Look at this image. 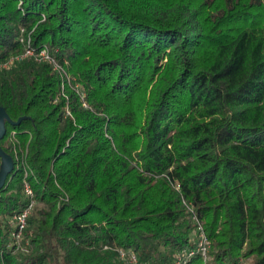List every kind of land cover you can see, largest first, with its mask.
<instances>
[{
	"label": "trees",
	"instance_id": "obj_1",
	"mask_svg": "<svg viewBox=\"0 0 264 264\" xmlns=\"http://www.w3.org/2000/svg\"><path fill=\"white\" fill-rule=\"evenodd\" d=\"M0 107V264H264V0H0Z\"/></svg>",
	"mask_w": 264,
	"mask_h": 264
},
{
	"label": "built area",
	"instance_id": "obj_2",
	"mask_svg": "<svg viewBox=\"0 0 264 264\" xmlns=\"http://www.w3.org/2000/svg\"><path fill=\"white\" fill-rule=\"evenodd\" d=\"M19 42L24 44V51L23 53L17 57V59L21 57H31L36 62L45 61L52 65L53 69L59 72L63 77H66L67 80H69V77L67 75V72L63 68L61 64L58 63L56 58L51 55L50 51L46 47H41L38 49H35L31 44V37L29 34H25L24 29L20 28L19 35H18ZM13 59H11L8 63H4L3 66L8 65L10 62H12ZM24 191L26 196L29 199V202L22 211L16 213L13 216V219L15 221V231L13 232V237L15 238V242L17 244L20 242V239L22 237V232L26 226L27 217L34 205L33 200V192L29 185L27 183L24 184ZM198 231H199V239L198 244L196 247V251L199 252L201 255H203L206 258L207 250H208V241L204 234V231L202 229V226L198 225ZM194 254V251H185L182 255H180L177 260L173 264H185L188 257ZM129 262L130 264H140L137 261V258L134 254L129 255Z\"/></svg>",
	"mask_w": 264,
	"mask_h": 264
},
{
	"label": "water",
	"instance_id": "obj_3",
	"mask_svg": "<svg viewBox=\"0 0 264 264\" xmlns=\"http://www.w3.org/2000/svg\"><path fill=\"white\" fill-rule=\"evenodd\" d=\"M4 120H10L5 109L0 107V139L5 133ZM1 168H0V188L3 186L7 175L13 169V161L10 155L3 152L0 148Z\"/></svg>",
	"mask_w": 264,
	"mask_h": 264
}]
</instances>
